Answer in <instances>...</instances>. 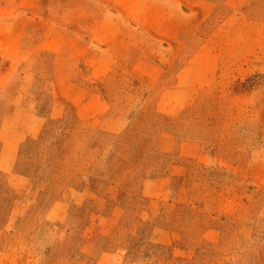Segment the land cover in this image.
I'll return each mask as SVG.
<instances>
[{
	"label": "rangeland",
	"instance_id": "obj_1",
	"mask_svg": "<svg viewBox=\"0 0 264 264\" xmlns=\"http://www.w3.org/2000/svg\"><path fill=\"white\" fill-rule=\"evenodd\" d=\"M0 264H264V0H0Z\"/></svg>",
	"mask_w": 264,
	"mask_h": 264
}]
</instances>
